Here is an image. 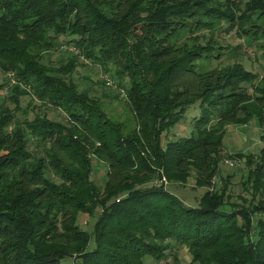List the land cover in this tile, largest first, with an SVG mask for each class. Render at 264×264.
Segmentation results:
<instances>
[{"label":"trees","instance_id":"16d2710c","mask_svg":"<svg viewBox=\"0 0 264 264\" xmlns=\"http://www.w3.org/2000/svg\"><path fill=\"white\" fill-rule=\"evenodd\" d=\"M234 30L264 42V0H0V69L17 80L16 109L32 94L68 117L18 120L0 84V264H146L177 245L191 264H264V145L257 155H230L249 170L241 204L230 201L229 179L211 188L228 125L257 119L264 128V76L241 62L199 69L226 50L216 34ZM61 36L111 66L133 127L74 82L76 56L45 62ZM196 103V134L165 147ZM93 158L107 166L103 188L92 179ZM192 172L206 188L197 207L154 181L184 185ZM83 214L97 216L91 233L79 224Z\"/></svg>","mask_w":264,"mask_h":264},{"label":"rangeland","instance_id":"374dc122","mask_svg":"<svg viewBox=\"0 0 264 264\" xmlns=\"http://www.w3.org/2000/svg\"><path fill=\"white\" fill-rule=\"evenodd\" d=\"M216 38L226 50L223 51V56L220 59H214L213 62L209 63L202 60L199 64L200 71H207L226 64L241 62L247 70L257 73L259 77L264 76V48L260 46L264 42L253 43L248 38L241 37L236 30L230 32L220 31L216 34ZM66 40H68L67 37H60L62 44L55 51H51L45 62L49 65L60 66L65 64L68 59L76 56L80 66H78L72 76L74 82L78 84L81 90L88 89L92 96L98 98L112 119L123 122L127 128L133 127L135 120L128 107L125 91L119 87V80L110 74L108 69L111 66L93 63L91 60L85 58L81 51L75 48L73 44H66ZM72 48H75V50H72ZM15 81L17 80L13 73L7 75L0 69V84H6L7 86L5 90L1 91V97L2 100L4 99L3 102L15 112L16 119L23 121L28 116L30 120H33L37 114H46L53 121L67 123L68 117L62 110L39 101L32 94L21 97L20 103L18 104L19 108L16 109V104L10 98V90L16 84ZM200 114L201 110L198 103L189 107L183 115L181 122L165 134L163 145L166 147L170 141L195 135L194 122L200 117ZM263 135L264 128L260 126L257 119H253L247 125L230 124L226 128L221 149L222 161L220 170L219 174L213 179L211 188H221L229 179L228 194L230 195V201L233 203L241 204L240 196L248 197L247 193L243 190L242 183L246 180L249 170L245 160L234 159L230 155L237 153L245 155L259 154L264 145L262 140ZM42 152L43 147H40L38 153L42 154ZM92 169L93 181L103 188L107 181L106 164L93 158ZM196 176V173L192 172L190 179L184 185L171 183L167 179L163 185L173 195L184 201L186 205L197 207L206 188L196 186ZM51 177L56 178L52 175V172ZM154 181L158 182L159 179H155ZM96 221L97 216L90 217L83 214L79 218L81 228L90 233ZM94 243L93 239L90 244L91 249L94 248ZM170 254L162 262H158L151 257H146L145 263L191 264L192 262V255L184 245H177L175 250L171 251ZM69 262L67 261L66 263L69 264Z\"/></svg>","mask_w":264,"mask_h":264},{"label":"built area","instance_id":"2783aa9c","mask_svg":"<svg viewBox=\"0 0 264 264\" xmlns=\"http://www.w3.org/2000/svg\"><path fill=\"white\" fill-rule=\"evenodd\" d=\"M72 50H75V48H72ZM166 183V178H162L161 180H159L158 182H156L158 185H163V183ZM120 200H117V202H119Z\"/></svg>","mask_w":264,"mask_h":264}]
</instances>
